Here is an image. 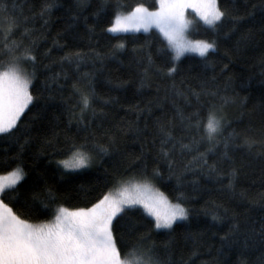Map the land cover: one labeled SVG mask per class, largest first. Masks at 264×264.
I'll use <instances>...</instances> for the list:
<instances>
[{
  "label": "trees",
  "instance_id": "obj_1",
  "mask_svg": "<svg viewBox=\"0 0 264 264\" xmlns=\"http://www.w3.org/2000/svg\"><path fill=\"white\" fill-rule=\"evenodd\" d=\"M11 2L17 7L22 6L24 16L28 17L26 26L31 29V35L24 37V43L34 40L32 47L37 56L36 74L30 86L37 99L22 114L16 137L0 138V157L19 153L20 144L24 145L19 154L27 175L22 181L20 199L28 198L29 202L23 207L12 203L13 209L34 223L49 220L54 216L56 203L69 208L88 207L119 180L143 181L147 176L150 184L172 202H176L177 194L182 192L184 197L180 202L189 209V216L186 220L174 222L171 230L155 229L152 218L137 207L139 211L128 213L120 222L126 225L128 217H134L135 230L130 233L126 227H121L116 232L122 250L134 243H154L161 258L169 257L171 264L182 259L188 264H202L203 261L234 264L239 255L237 246L231 250L225 247L220 254L216 251L221 245V234L232 221L230 218L214 220L212 213L219 211L223 216V208H227L229 217L236 213L237 218L249 226L259 228L264 223V199L259 198V194L264 193V154L238 148L229 153L233 163L223 159L219 150L208 153V163L216 161L219 171L227 173L230 167L238 168L233 187L228 186L226 175L210 173L206 167L193 166L185 170L184 164L196 155V151L174 154L173 166L169 168L168 162L158 154L159 135L154 119L159 117L162 122H167L171 118L178 125L175 119L178 107L182 106L187 113L198 106L190 94V105L183 96L175 95V88L188 94L190 89L200 87L201 80H208L209 86L218 84L223 90L224 81L228 80L229 88L224 94L236 97V102L225 109L229 118L238 130L250 122V134L257 135L256 130L264 118V31L261 30L264 9L259 6L260 0H220L222 7L235 5L241 11L247 8L252 15L234 31H230L228 19L217 30L194 20L188 31L189 37L214 40L217 44L216 50L208 56V62L199 54H184L176 61L174 76L152 72L143 87H139L140 69L148 55H151L154 66H170L168 61L172 50L167 47V40L153 27L147 32L114 34L107 31V25L115 11H129L136 3L153 8L157 6L156 0H88L83 16L88 17V24L94 25L91 32L83 23V16L73 23L72 12L77 11V0H55L54 7L45 17L40 15L44 0ZM253 4L255 8H252ZM101 5L99 14L92 15ZM245 31H250L251 38L238 44ZM120 41L124 42V47H116ZM76 49H80L85 57L79 61V68L75 61L60 59L66 52ZM95 53H101L103 58H97ZM0 61L6 64L7 57L0 56ZM223 64L228 68L221 72ZM21 67L32 71L31 63H22ZM56 72L60 73L59 78L49 80L50 74ZM213 76L215 82L210 80ZM73 81L82 87L90 85L95 90L92 104L103 109L93 116L89 108L82 123L71 115L73 111H79V94L73 88ZM105 97L110 99L105 100ZM200 99L206 106L211 97L202 95ZM216 99L219 103V98ZM73 105H76L75 109ZM137 105L141 108L150 106L151 113L142 112L137 121ZM146 122L148 128L145 130ZM110 135L115 136V144L103 158V163H94L69 174L58 168L56 161L66 155L63 149L67 148L71 138L79 141L88 136L107 143ZM154 139L155 144L152 143ZM207 147L202 143L198 151L204 152ZM142 153V159L137 160ZM154 167L159 168L160 175H152ZM6 170L7 165H0V172ZM46 187L56 195V203L50 208L30 200L33 191ZM253 200L258 202L253 203ZM217 206L221 207L217 209ZM141 235L147 239L140 241ZM194 251L195 255H192ZM254 256V252L249 256V264Z\"/></svg>",
  "mask_w": 264,
  "mask_h": 264
},
{
  "label": "snow or ice",
  "instance_id": "obj_2",
  "mask_svg": "<svg viewBox=\"0 0 264 264\" xmlns=\"http://www.w3.org/2000/svg\"><path fill=\"white\" fill-rule=\"evenodd\" d=\"M54 4L55 0H44L40 9L41 17H45ZM156 4V7L149 8L144 3H136L129 11L117 10L107 25V31L112 33H123L131 29H144L147 32L155 26L167 40V47L172 50L168 61L170 66L156 67L151 55H148L140 69L139 87L144 86L152 72L174 76L177 71L176 61L185 52L198 53L205 62H208V56L216 50L217 44L214 40L186 38L185 33L190 24L185 14L186 9H194L200 20L212 30L219 29L225 19L231 22L230 31L238 30L239 26L252 15L247 8L241 11L235 5L222 7L220 0H156ZM87 6L88 0H77V11L72 12L73 23L80 20L83 9ZM259 6L264 9V0H260ZM102 7L103 5L97 8L92 15H98ZM255 7L253 4L252 8ZM87 20L88 17L83 16V23L91 32L94 25L88 24ZM27 23L28 17L24 16L22 6L17 7L11 0H0V56L7 57L6 64L0 61V138L16 137L22 114L37 99L30 87L36 74L37 56L32 47L34 40L24 43V37L31 35ZM71 27L72 25H69V28ZM261 30L264 31V26ZM224 35L227 36L228 33L225 32ZM250 38V31L242 32L238 44ZM116 47H124V42H118ZM95 55L97 58H103L101 53ZM84 58V53L76 49L74 52H66L60 59L75 61L79 68V61ZM22 63H31L32 71L24 70L21 67ZM227 68L228 65L223 64L221 72ZM87 75L84 74L85 77ZM59 76V72L51 73L48 79L57 80ZM210 80L215 82L216 77L213 76ZM73 88L79 94L77 99L79 111H73L71 115L78 123L84 121V114L89 108L92 109L93 116L98 111H103L92 104L95 90L90 85L82 87L77 81H73ZM228 88V80L224 81L223 90L218 84L209 86L208 80H201L200 87L190 89L188 94L182 89L175 88V95L183 96L190 105L191 101L188 99L190 94L196 99L198 106L187 113L182 106L178 107L175 115L178 125L173 123L171 118L167 122H162L159 117L154 119L159 135L158 154L168 162L169 168L173 166L174 154L183 155L185 152L196 151V155L184 164L185 170L193 166L206 167L210 173L226 175L228 186L233 187L238 168L230 167L227 173L219 171L216 161L208 163V153L219 150L220 156L230 162L233 160L229 153L238 148L264 154V118L256 130L257 135L250 134L252 131L250 122L238 130L225 110L230 103L236 102L234 95L224 94ZM202 95L211 97L206 106L200 99ZM240 103L243 106V100ZM72 107L75 109L76 105ZM135 110L137 121L142 112L151 113L150 106L141 108L137 105ZM147 128L146 122L144 129ZM136 130L140 131L139 128ZM152 143L155 144L156 140L154 139ZM202 143H206L208 147L204 152H199ZM114 144V135L108 137L107 143H100L94 137L88 136L79 141L71 138L67 148L63 149L66 155L56 161L57 166L62 173L69 174L91 167L94 163H103V158L113 150ZM23 147L24 145L20 144L19 153H22ZM19 153H13L11 157L7 155L0 157V165L8 166V170L0 172V264H171L169 257L161 258L154 243H134L122 250L116 232L121 227H126L130 233L135 230L134 217H128L126 225H121L120 222L128 213L139 211L138 205L141 206L143 213L152 218L155 229L171 230L174 222L186 220L189 216V209L180 202L184 197L182 192L177 194L176 202H172L163 192L154 189L145 176L143 182L119 180L121 186L115 192L111 190L104 192L88 207L69 208L56 203L55 193L50 187H46L40 191H33L30 200L33 203L39 201L45 208H50L56 203L54 217L34 223L23 218L12 207V203L23 207L29 202L28 198L23 201L20 199V188L27 173L20 163ZM142 156L143 153L136 159L141 160ZM144 167L146 169L147 165ZM152 175H160L159 168L154 167ZM241 195L243 197V193ZM259 198L264 199V193L259 194ZM220 207L217 206V209ZM212 216L214 220L230 218L232 221L221 234V245L216 249L217 254L225 247L231 250L233 246H237L239 255L234 264H249V256L253 252L255 256L251 264H264V223H261L259 228L249 226L238 219L236 213L229 217L227 208H223V216L219 211L213 212ZM139 239L144 241L147 237L141 235ZM192 255H195V251ZM177 264L188 262L182 259ZM202 264H209V261H203Z\"/></svg>",
  "mask_w": 264,
  "mask_h": 264
},
{
  "label": "rangeland",
  "instance_id": "obj_3",
  "mask_svg": "<svg viewBox=\"0 0 264 264\" xmlns=\"http://www.w3.org/2000/svg\"><path fill=\"white\" fill-rule=\"evenodd\" d=\"M185 14H186V17L190 20L189 27L187 28L186 33H185L186 38L189 39V40H195V39H191V38L189 37V35H188L189 28H190V26L192 25V22H193L194 20H198V21H200V22H202V23H203V21H201L200 18L196 15L194 9H186ZM203 24H204V23H203ZM151 28H152V27H151ZM153 28H156V27L153 26ZM156 29H157V28H156ZM157 30H159V29H157ZM129 31H144V29H139V30H137V29H131V30H129ZM129 31H127V32H129ZM110 33H112V32H110ZM114 34H115V33H114ZM161 34H162V33H161ZM187 53H195V52L188 51V52H185L184 54H187ZM184 54H182L181 56H183ZM195 54H198V53H195ZM179 58H180V57H179ZM81 170H84V169H81ZM76 171H80V170H76ZM126 181H130V180H126ZM132 181H133V180H132ZM136 182H143V181H136ZM120 186H121L120 183H118L117 185H115V186L111 189V191H112V192H115ZM152 187H153V186H152ZM153 188H154V187H153ZM154 189H155V188H154ZM137 207L141 208V206H139V205H138ZM141 209H142V208H141ZM53 217H54V216H53ZM53 217H52L51 219H53ZM49 220H50V219H49Z\"/></svg>",
  "mask_w": 264,
  "mask_h": 264
}]
</instances>
